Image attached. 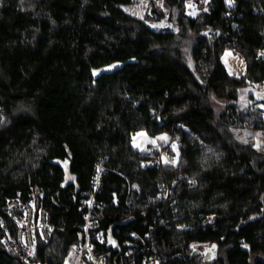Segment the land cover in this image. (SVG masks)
<instances>
[{"label": "trees", "instance_id": "trees-1", "mask_svg": "<svg viewBox=\"0 0 264 264\" xmlns=\"http://www.w3.org/2000/svg\"><path fill=\"white\" fill-rule=\"evenodd\" d=\"M190 1L154 2L142 20L123 9L134 0H0V213L22 192L36 223L47 214L50 238L36 229V262L65 264L80 243L81 202L101 165L98 231L117 243L104 244L105 254L118 256L129 233L153 227L160 264H264L253 263L264 255V150L250 138L264 134V100L244 108L241 98L264 85V15L254 11L262 0L235 8L210 0L195 18ZM233 24L246 63L240 78L222 62L230 42L204 35ZM214 99L225 102L219 112ZM139 131L169 133L177 165L134 149ZM164 183L169 198L159 197ZM195 242L215 243L218 257L190 256ZM0 264H22L1 238Z\"/></svg>", "mask_w": 264, "mask_h": 264}, {"label": "built area", "instance_id": "built-area-1", "mask_svg": "<svg viewBox=\"0 0 264 264\" xmlns=\"http://www.w3.org/2000/svg\"><path fill=\"white\" fill-rule=\"evenodd\" d=\"M209 6L210 0H205ZM232 8L237 6V0H229ZM254 11L264 15V0L259 3ZM236 16H240L239 13ZM238 28L232 25L231 32L212 33L204 32L209 39L218 37L230 42L225 49V54L244 60L243 55L237 49L235 34ZM258 61L264 59V40L258 50ZM4 107L0 104V128L4 123ZM150 154L158 159L169 154V147L151 146L148 149ZM105 168L101 165L96 169L92 181V190L88 195H84L81 202V209L84 210V224L82 227L81 241L74 245L65 261V264H160L161 259L157 251V237L155 229L150 228L149 232L141 235L137 232L128 234L125 242L126 250L122 249L118 256L111 257L103 252L102 246H117L111 237L107 238L104 231H98L99 224L96 217L97 210L104 205L97 200L101 192V180L105 173ZM172 195V187L167 183L162 184L160 198H169ZM214 216H209L204 223H210ZM174 228L181 231H189L191 226L186 222L174 223ZM39 229L45 239L50 238L48 229L47 214L41 210L37 223L35 222V209L32 204L22 202V192H18L16 197L11 199L7 206L0 213V238L5 250L16 257L22 264H41L34 260L36 252L35 231ZM133 246L134 248H131ZM218 247L215 243L195 242L190 245V256H200L204 262H211L216 259Z\"/></svg>", "mask_w": 264, "mask_h": 264}, {"label": "rangeland", "instance_id": "rangeland-1", "mask_svg": "<svg viewBox=\"0 0 264 264\" xmlns=\"http://www.w3.org/2000/svg\"><path fill=\"white\" fill-rule=\"evenodd\" d=\"M165 0H134V3L130 6H125L123 9L125 12L130 14L133 17L145 20L146 16H151L152 13V4L155 2L157 5L163 8ZM208 10V5L205 0H191L186 9V13L190 17H197ZM147 25L154 30L158 31H173L176 32V28L172 23L167 21H146ZM222 62L225 65L229 74L235 78H240L246 72V63L244 60L235 58L233 56H229L225 54L222 57ZM264 92V85L254 86L246 88L242 93V104L244 108H250L255 101H258L257 98L259 93ZM214 109L216 111H220L223 109V105H225L224 101H220L218 99H214L212 103ZM245 136H249L246 135ZM252 142L255 147L260 150H264V134L260 131H253L250 135ZM132 145L134 149L139 151H146L150 149L151 146L156 147H169V154L164 155L160 158L163 164H172L177 165L180 157V150L177 142L173 140L172 136L164 132L158 135H150L146 131H139L134 135ZM174 155L171 154V150ZM218 250L216 258L218 257ZM257 259H262L264 261V255L255 256L253 258V263ZM214 261V260H213ZM212 262V261H211Z\"/></svg>", "mask_w": 264, "mask_h": 264}, {"label": "flooded vegetation", "instance_id": "flooded-vegetation-1", "mask_svg": "<svg viewBox=\"0 0 264 264\" xmlns=\"http://www.w3.org/2000/svg\"><path fill=\"white\" fill-rule=\"evenodd\" d=\"M257 96L260 98L259 100H262L264 98V95L262 93H259V95H257Z\"/></svg>", "mask_w": 264, "mask_h": 264}, {"label": "water", "instance_id": "water-1", "mask_svg": "<svg viewBox=\"0 0 264 264\" xmlns=\"http://www.w3.org/2000/svg\"><path fill=\"white\" fill-rule=\"evenodd\" d=\"M262 100H264V98Z\"/></svg>", "mask_w": 264, "mask_h": 264}]
</instances>
